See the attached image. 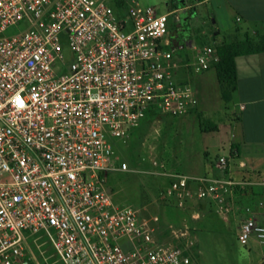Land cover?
Returning a JSON list of instances; mask_svg holds the SVG:
<instances>
[{
	"label": "built area",
	"instance_id": "2783aa9c",
	"mask_svg": "<svg viewBox=\"0 0 264 264\" xmlns=\"http://www.w3.org/2000/svg\"><path fill=\"white\" fill-rule=\"evenodd\" d=\"M179 11L139 0L123 1L120 12L107 0H0V264H51L44 244L61 264L191 263L181 241L191 225L164 235L159 216L114 203L106 185L109 171L137 172L132 164L145 160L133 163L136 154L123 155L114 139L128 146L147 117L190 113L197 91L179 71L197 74L219 60L206 38L184 57L168 47V20ZM20 21L27 26L6 34ZM171 157L164 151L140 172L195 226L210 215L229 222L236 192L259 184L231 176L244 167L231 151L214 161L221 176L180 172ZM243 209L238 239L264 246V224L251 204Z\"/></svg>",
	"mask_w": 264,
	"mask_h": 264
},
{
	"label": "rangeland",
	"instance_id": "374dc122",
	"mask_svg": "<svg viewBox=\"0 0 264 264\" xmlns=\"http://www.w3.org/2000/svg\"><path fill=\"white\" fill-rule=\"evenodd\" d=\"M117 1L107 0L116 12H118L117 7H121L123 4V2L118 4ZM139 2L144 6H154L161 13L168 11L167 0H139ZM214 2V0L205 2L200 6V10L205 13L206 18L212 17V10L215 9ZM207 24L210 28H215L211 21L208 20ZM217 25L219 26V23ZM26 26L24 21H20L17 25L9 27L6 34H13ZM168 26L170 30H175L177 26V22L172 16L169 17ZM238 26L246 28L243 23H239ZM233 32L234 28L232 27L222 28L216 35V40L226 42L229 34ZM62 45L64 57L68 62L71 51L65 40L62 41ZM203 72L211 78L208 85L201 84ZM178 76L190 78L192 85L198 88V95L201 100L203 99L201 111L195 107L193 112L184 116L172 117L157 114L147 117L135 131L128 146L114 139L115 143L118 144L119 152L123 155L132 149L133 153L136 154L132 161L136 157L139 159L141 155L145 157V160L143 164L141 161L140 165L133 161L134 164L132 165L139 170L137 172L130 173L118 170L108 172L106 185L112 189L110 197L114 203L119 205L141 207L145 216H159L161 222L158 228L164 235H167L165 230L170 225L176 232L185 231L187 228L185 225H191L188 227L186 235L182 236L183 238L180 237L181 241L189 243L190 264H264L263 259H256L255 257L261 249L258 243L250 239L241 242L237 237V228L224 225L221 218L210 215L200 220L196 226L187 214H183L179 220L176 217L175 209L172 206H165V203L163 204V201L157 197L151 176L140 172L141 169H149L150 160L161 158L166 151L172 156V168L175 170L191 175L202 174L208 168L209 163L217 159L222 148H226L228 132L221 124H229L230 118L226 111L227 104L220 97L219 84L214 70L208 69L188 75L184 71H179ZM217 126H220V130L215 132ZM252 176V181H264L260 171L255 172ZM256 185L258 184L249 185L247 189L250 190V187ZM195 203L192 205L194 206ZM201 217L203 216L201 215ZM237 218L238 214L233 216V219ZM171 220H174V223L170 222ZM169 238L171 236L168 233L167 239ZM42 249L45 250L44 253L51 264H61L52 248L44 244Z\"/></svg>",
	"mask_w": 264,
	"mask_h": 264
},
{
	"label": "crops",
	"instance_id": "0c3cea01",
	"mask_svg": "<svg viewBox=\"0 0 264 264\" xmlns=\"http://www.w3.org/2000/svg\"><path fill=\"white\" fill-rule=\"evenodd\" d=\"M181 1L186 0H175L177 5L174 8H180L177 26L175 30H170L168 26L166 34L168 47L173 48L174 53L179 57L186 56L192 45L201 43L205 38L216 44L223 43L216 40V35L222 28H234V32L227 38L228 41L243 39L245 36L255 37L264 33V0H214L215 9L212 10V17L207 18L200 10V6L213 0H188L191 3L188 8H184ZM171 4L172 1L167 0L168 10L173 9ZM117 8L120 12L121 7ZM208 20L215 25L214 29L208 26ZM239 23H243L246 28L238 26ZM235 66L237 87L232 93L231 100L225 102L230 118L229 124H221L228 132V142L226 148L223 147L222 152H219L217 156L227 154L230 152L231 145L235 144L233 155L244 163V167L237 165L231 171V176L252 181L251 177L257 171H260L264 177V51L237 55ZM210 82L209 75L203 72L201 84L208 85ZM194 88L198 95V88L196 86ZM202 101L203 99L201 100L198 95V105H196L198 111H201L203 107ZM219 130L220 126H217L214 131ZM221 174L214 167L213 161L209 163L204 173L193 175L221 176ZM252 182L259 184L250 187V190L245 188L243 191L236 192L240 205L237 211L238 218L233 219L232 216L229 222L222 221L224 225L238 229L240 220L247 216L243 209L247 204L252 205V214L257 222L264 224V205L257 207L254 203L260 198L264 200V181L254 180ZM259 246L261 249L255 257L264 260V246Z\"/></svg>",
	"mask_w": 264,
	"mask_h": 264
},
{
	"label": "trees",
	"instance_id": "16d2710c",
	"mask_svg": "<svg viewBox=\"0 0 264 264\" xmlns=\"http://www.w3.org/2000/svg\"><path fill=\"white\" fill-rule=\"evenodd\" d=\"M171 1V6L174 8L177 3L175 0ZM117 2L120 4L123 0H118ZM261 51H264V33L255 37L245 36L243 39H234L216 44L219 60L215 63L213 69L219 84L220 96L224 102L231 100L232 93L237 87L235 57L240 54ZM193 111L194 108L191 112ZM235 147V144L231 145V154H233Z\"/></svg>",
	"mask_w": 264,
	"mask_h": 264
},
{
	"label": "water",
	"instance_id": "95a60500",
	"mask_svg": "<svg viewBox=\"0 0 264 264\" xmlns=\"http://www.w3.org/2000/svg\"><path fill=\"white\" fill-rule=\"evenodd\" d=\"M181 4H182V6H183L184 8H188V6L191 5V3H190L188 0H186V1H181ZM107 192H108L109 194L112 192L111 187H107Z\"/></svg>",
	"mask_w": 264,
	"mask_h": 264
}]
</instances>
